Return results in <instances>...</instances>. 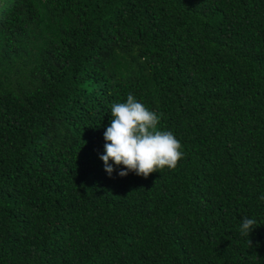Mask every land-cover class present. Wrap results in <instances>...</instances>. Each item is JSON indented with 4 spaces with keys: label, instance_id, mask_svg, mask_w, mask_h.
Segmentation results:
<instances>
[{
    "label": "trees",
    "instance_id": "1",
    "mask_svg": "<svg viewBox=\"0 0 264 264\" xmlns=\"http://www.w3.org/2000/svg\"><path fill=\"white\" fill-rule=\"evenodd\" d=\"M0 264H264V0H0Z\"/></svg>",
    "mask_w": 264,
    "mask_h": 264
}]
</instances>
